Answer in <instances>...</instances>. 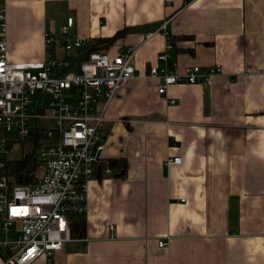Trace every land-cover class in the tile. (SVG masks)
Instances as JSON below:
<instances>
[{
    "label": "crops",
    "instance_id": "1",
    "mask_svg": "<svg viewBox=\"0 0 264 264\" xmlns=\"http://www.w3.org/2000/svg\"><path fill=\"white\" fill-rule=\"evenodd\" d=\"M0 10L13 63L43 61L45 35L59 39L68 18L73 40L122 32L105 52L137 48L136 78L106 110L83 235L49 264H264V0H1ZM167 41L170 69L223 73L159 95L146 76ZM118 160L123 170L105 166Z\"/></svg>",
    "mask_w": 264,
    "mask_h": 264
},
{
    "label": "built area",
    "instance_id": "2",
    "mask_svg": "<svg viewBox=\"0 0 264 264\" xmlns=\"http://www.w3.org/2000/svg\"><path fill=\"white\" fill-rule=\"evenodd\" d=\"M166 25L167 21L159 31L165 32ZM72 26L73 19L68 18L59 39L45 35L43 61L13 63L7 57L6 25L0 10L2 264H33L40 258L49 264L72 241L70 219L86 213L87 183L94 178L105 147L106 110L118 91L136 78L137 48L115 54L94 51L83 58L89 41L71 39ZM153 35L148 34L146 40ZM171 51L167 41L146 76L159 81L161 96L174 85L210 86L223 73L220 65L172 70L168 64ZM58 52L73 53L74 58ZM18 143L30 145L35 152L28 157L38 167L33 185L13 184L7 176L14 161L8 156ZM180 162L173 158L166 165ZM158 246L163 248L166 243L161 241Z\"/></svg>",
    "mask_w": 264,
    "mask_h": 264
},
{
    "label": "trees",
    "instance_id": "3",
    "mask_svg": "<svg viewBox=\"0 0 264 264\" xmlns=\"http://www.w3.org/2000/svg\"><path fill=\"white\" fill-rule=\"evenodd\" d=\"M122 32L110 38H99L96 40H90L89 44L84 52L83 58H86L89 53L94 51H106L110 48L114 42L120 37ZM109 169L125 168L124 160L111 161L105 165ZM38 167L31 158L24 160H14L10 167L7 169V176L13 184L33 185L37 182L36 174ZM85 228V219L82 217H75L70 219V231L72 238H81Z\"/></svg>",
    "mask_w": 264,
    "mask_h": 264
},
{
    "label": "rangeland",
    "instance_id": "4",
    "mask_svg": "<svg viewBox=\"0 0 264 264\" xmlns=\"http://www.w3.org/2000/svg\"><path fill=\"white\" fill-rule=\"evenodd\" d=\"M33 154H35V152L30 145H27L26 143H18L17 145L11 147V152L9 153L8 160H24L32 156Z\"/></svg>",
    "mask_w": 264,
    "mask_h": 264
}]
</instances>
